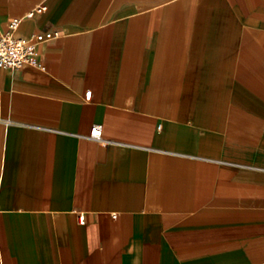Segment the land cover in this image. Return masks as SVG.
Wrapping results in <instances>:
<instances>
[{
	"label": "crops",
	"instance_id": "crops-1",
	"mask_svg": "<svg viewBox=\"0 0 264 264\" xmlns=\"http://www.w3.org/2000/svg\"><path fill=\"white\" fill-rule=\"evenodd\" d=\"M12 17L58 36L0 68V264H264V0Z\"/></svg>",
	"mask_w": 264,
	"mask_h": 264
},
{
	"label": "built area",
	"instance_id": "built-area-1",
	"mask_svg": "<svg viewBox=\"0 0 264 264\" xmlns=\"http://www.w3.org/2000/svg\"><path fill=\"white\" fill-rule=\"evenodd\" d=\"M44 4L36 6L26 16H32L34 12H42ZM21 17H12L7 20L6 29L0 33V68H21L25 65L38 69H44V64L38 56V43L58 36L57 31H44L33 33L28 37H19L15 34L21 23ZM85 97H90V91L85 92ZM89 137L97 141H105L101 134V125L93 124L89 131ZM115 216V214H114Z\"/></svg>",
	"mask_w": 264,
	"mask_h": 264
}]
</instances>
